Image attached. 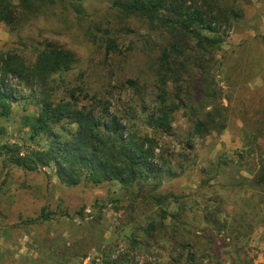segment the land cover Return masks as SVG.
<instances>
[{"label":"rangeland","instance_id":"1","mask_svg":"<svg viewBox=\"0 0 264 264\" xmlns=\"http://www.w3.org/2000/svg\"><path fill=\"white\" fill-rule=\"evenodd\" d=\"M29 1L33 3L17 11L22 16L14 23L0 22V53H16L26 63L50 48L73 55L69 69L42 87L41 100L57 103L74 98L79 105H88L89 98L96 96L109 112L121 116L126 127L155 134L144 123L160 101L154 70L158 49L167 41L164 34L147 20L123 12L120 7L127 0ZM13 3L19 10L20 0ZM225 3L242 14L220 50L205 58L210 74L199 76L202 92L190 88L198 103L193 98L187 108L176 110L170 131L157 134L156 152L176 171L173 178L163 177L157 192L168 198L167 203L179 196L180 203L192 207L186 210V220L196 227L202 216L197 208L212 205L208 199L215 193L229 204L239 200V193L220 185L251 177L246 169L255 162L246 166L238 158L244 139L264 147V0ZM110 43L114 48L107 46ZM8 79L17 100L10 115L0 119V146L15 143L23 152L37 145L47 147L43 135L31 138L25 126V117L40 109L34 96L16 78ZM198 94L210 97L203 102L204 109ZM165 98L172 101L170 93ZM212 105L224 109L227 128L202 137L191 134L198 113L210 111ZM190 143L193 148L188 152L185 147ZM5 159V153L0 154V264L167 263L168 251L159 231L157 241L145 245L150 240L148 224L159 220L156 203L135 198L115 181L95 184L82 179L67 187L51 168L29 171L6 164ZM211 160L222 162L215 178L200 171ZM178 207L173 202L166 209ZM249 248L253 264H264L262 227L251 234Z\"/></svg>","mask_w":264,"mask_h":264},{"label":"trees","instance_id":"2","mask_svg":"<svg viewBox=\"0 0 264 264\" xmlns=\"http://www.w3.org/2000/svg\"><path fill=\"white\" fill-rule=\"evenodd\" d=\"M32 3L20 0L17 10L13 0H0V22L14 23L22 16L17 11H25ZM120 8L147 20L167 38L158 49L154 70L160 101L150 112L149 121L144 123L145 128H152L155 134L150 136L147 131L141 134L140 128L126 127L121 116L115 111L109 112L96 96L89 98L88 105H79L74 98L57 103L41 100L42 87L57 73L69 69L73 62L70 52L50 48L39 52L31 63H26L16 53H0V119L10 115L11 106L17 100L10 76L29 88L40 107L36 114L25 117L30 137L43 135L47 140V147L37 145L38 148L24 152L15 143H4L0 154L5 153V163L13 167L29 171L51 168L59 182L67 187L78 185L82 179L95 184L115 181L126 193H135V198L156 203L159 220L148 224L146 235L150 240L145 245L156 242L159 231L168 251L166 264H253L249 255L251 234L259 226L264 232V147L258 141L244 139L238 153L240 164L249 166L251 161L255 162L252 169H246L251 177L235 184L220 185L222 189L239 193V200L229 204L215 193L208 199L212 205L197 208L202 214L200 227L187 222L186 210L192 207L180 203L179 196L171 197V202L167 203L168 198L157 192L164 176H176L172 166H167L170 162L156 152L157 134H167L173 113L187 108L196 98L190 88L194 93L202 92L199 76L207 78L210 74L205 58L214 49L220 50L242 10L227 5L225 0H127ZM107 46L114 48L111 43ZM169 93L172 101L165 98ZM209 98L201 94V109ZM198 100L196 98L197 103ZM192 109L190 107V111ZM26 110L23 106L22 112ZM223 110L219 105H212L210 111L198 113L191 134L202 137L213 130L227 128ZM185 148L191 152L193 146L190 143ZM220 166L221 160H211L200 171L204 176L213 173L211 178H215ZM173 202L179 207L168 211L166 207ZM165 219L170 222L166 224Z\"/></svg>","mask_w":264,"mask_h":264}]
</instances>
